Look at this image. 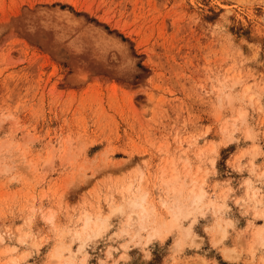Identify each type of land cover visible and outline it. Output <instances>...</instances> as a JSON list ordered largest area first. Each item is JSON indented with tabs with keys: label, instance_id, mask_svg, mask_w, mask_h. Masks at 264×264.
<instances>
[{
	"label": "rangeland",
	"instance_id": "obj_1",
	"mask_svg": "<svg viewBox=\"0 0 264 264\" xmlns=\"http://www.w3.org/2000/svg\"><path fill=\"white\" fill-rule=\"evenodd\" d=\"M0 264H264V0H0Z\"/></svg>",
	"mask_w": 264,
	"mask_h": 264
},
{
	"label": "bare ground",
	"instance_id": "obj_2",
	"mask_svg": "<svg viewBox=\"0 0 264 264\" xmlns=\"http://www.w3.org/2000/svg\"><path fill=\"white\" fill-rule=\"evenodd\" d=\"M139 197V196H138ZM138 197L136 199H131V204L135 207H138L140 208L141 210V214L142 215H145V214H148L149 212H153V209L151 207H149L148 205H145L143 203V198H139ZM202 198V192L201 191H198V192H192V199L193 201L195 202H199ZM179 200V199H177ZM173 205H175V207L178 209H182L181 206H185L184 204H181L180 203V200L178 201V203H174ZM130 218V217H129Z\"/></svg>",
	"mask_w": 264,
	"mask_h": 264
}]
</instances>
